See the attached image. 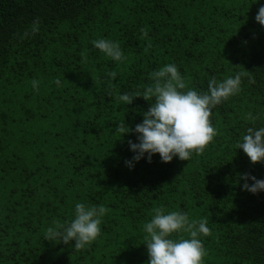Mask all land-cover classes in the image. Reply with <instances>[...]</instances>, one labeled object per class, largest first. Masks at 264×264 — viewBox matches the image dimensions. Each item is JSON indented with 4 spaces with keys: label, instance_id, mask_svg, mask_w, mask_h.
Wrapping results in <instances>:
<instances>
[{
    "label": "trees",
    "instance_id": "1",
    "mask_svg": "<svg viewBox=\"0 0 264 264\" xmlns=\"http://www.w3.org/2000/svg\"><path fill=\"white\" fill-rule=\"evenodd\" d=\"M261 4L0 0V264H147L143 226L160 206L207 218L203 264H264V191L245 190L242 179H264V162L237 147L247 114L264 116ZM99 38L119 41L125 58L95 48ZM167 63L199 91L213 77L246 75L239 94L212 110L216 134L202 152L129 167V140L138 142L151 102L119 95L142 91ZM120 121L133 131H118ZM77 202L106 207L98 238L81 250L47 240Z\"/></svg>",
    "mask_w": 264,
    "mask_h": 264
},
{
    "label": "clouds",
    "instance_id": "2",
    "mask_svg": "<svg viewBox=\"0 0 264 264\" xmlns=\"http://www.w3.org/2000/svg\"><path fill=\"white\" fill-rule=\"evenodd\" d=\"M256 2L260 3V0ZM256 20L264 25V4L260 5ZM39 30V21H33L31 32ZM28 35L26 31L24 36ZM92 44L114 61L125 58L119 41L99 38ZM110 75L115 77L116 73ZM245 75L236 72L222 80L213 77L208 82L207 90L199 91L187 87L176 64L167 63L153 71L152 83L143 86L142 91L121 93L119 100L127 104H131L136 97L151 102L149 109L143 113V121L136 124L134 129L138 142L129 140L130 149L135 155L132 160L126 161L128 166L134 167V162L145 156L151 162L157 153L163 162H171L174 157L189 161L193 152H202L216 134L210 119L212 110L239 94ZM56 84L59 86L60 81L57 80ZM32 85L38 90L36 79L32 80ZM246 119L251 124L237 142V147L243 149L251 162H264V116L249 112ZM116 129L123 134L133 131L125 121H120ZM242 179L245 190L254 194L264 191V179L251 174H242ZM249 180L253 183H249ZM153 211L150 221L143 226L147 234V264H203L207 253L201 237L210 234L207 218L191 219L185 211H167L164 206L156 207ZM106 212L103 204L77 202L70 221H57L47 228V240L63 242L75 250L84 249L100 235ZM183 233H187L188 238H184ZM173 234H176V238H173ZM73 240L74 245L71 244Z\"/></svg>",
    "mask_w": 264,
    "mask_h": 264
}]
</instances>
